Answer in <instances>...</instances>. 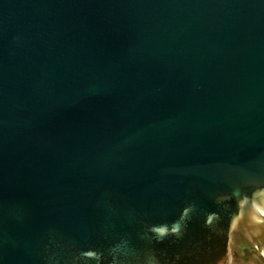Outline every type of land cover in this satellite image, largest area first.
<instances>
[{"label": "water", "instance_id": "1", "mask_svg": "<svg viewBox=\"0 0 264 264\" xmlns=\"http://www.w3.org/2000/svg\"><path fill=\"white\" fill-rule=\"evenodd\" d=\"M0 264H264V0H0Z\"/></svg>", "mask_w": 264, "mask_h": 264}]
</instances>
